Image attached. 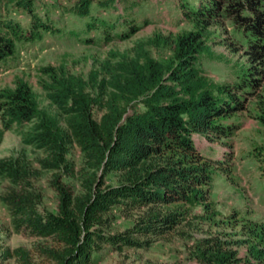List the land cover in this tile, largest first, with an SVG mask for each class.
Wrapping results in <instances>:
<instances>
[{
  "label": "trees",
  "instance_id": "trees-1",
  "mask_svg": "<svg viewBox=\"0 0 264 264\" xmlns=\"http://www.w3.org/2000/svg\"><path fill=\"white\" fill-rule=\"evenodd\" d=\"M125 3L130 9L136 5L134 0H71L57 8L71 19L85 20L84 34L101 30L110 37L112 27L97 23L94 8L112 12ZM9 7L24 12L28 22L15 19ZM182 8L193 29L172 39L156 36L145 44L170 46L168 62L157 61L140 45L132 57L103 63L101 79L95 73L85 80L42 67L39 85L55 113L39 107L22 79L0 91L2 129L44 154L38 169L20 159L0 160V181L8 185L0 201L9 230L40 241L31 250H4L2 261L93 264L94 254L104 247L116 252L148 248L152 239L168 234L196 209L200 215L193 217L216 225L219 214L209 201L216 164L199 153L193 136L213 140L231 134L232 125L224 122L243 109L236 93L251 95L258 87L254 73L255 64L264 60V0H199L194 8ZM221 18L239 30L251 63L234 86L214 83L200 66L202 57H213L207 31ZM127 28L129 33L136 29L133 24ZM60 31L39 16L35 0H0V64L15 55L17 45ZM259 121L264 127L263 114ZM73 147L84 158L79 194L59 173L74 175L68 159ZM40 172H58L49 182L57 194L56 213L40 207L41 194L32 182ZM110 174L117 177L114 186L105 185ZM113 210L142 213L131 228L111 234L106 229ZM243 230L245 240L230 242L216 235L197 241L185 264H264V224L251 223ZM240 246H246L245 257L238 254Z\"/></svg>",
  "mask_w": 264,
  "mask_h": 264
},
{
  "label": "rangeland",
  "instance_id": "rangeland-1",
  "mask_svg": "<svg viewBox=\"0 0 264 264\" xmlns=\"http://www.w3.org/2000/svg\"><path fill=\"white\" fill-rule=\"evenodd\" d=\"M134 1L136 5L132 9L128 8V3L117 5V10L112 12L94 8L97 23L104 21L112 27L108 33L110 37H106L101 30H90L84 34L85 20L76 21L62 14L57 7L67 5L71 0H35L39 16L54 22L61 31L44 33L41 41L17 45L15 55L0 64V91L13 88L15 81L22 79L35 93L39 107L55 113L39 85V69L42 67L50 66L85 80L95 73L101 79L104 76L103 63H115L122 56L132 57L140 45L146 46L157 61H170V46L145 44L156 36L172 39L193 29L192 23L184 17L185 9L182 6L194 8L198 6L199 0ZM9 11L23 25L28 22L24 12L13 7H9ZM129 24L136 28L132 33L127 28ZM72 32L79 36L75 37ZM123 33L128 35L121 38ZM207 36L213 57L200 59L204 75L216 84L234 86L251 66L246 55L245 39L226 18L213 22ZM255 67L258 71L254 73L258 87L252 88L251 95L236 93L242 99L243 109L224 122L232 125V133L213 140L193 136L199 153L216 164L213 166V184L209 195V201L219 214L215 219L216 225L193 217L200 215V210L196 209L168 234L152 239L148 248L116 252L104 247L94 254L93 264H185L197 241L216 235L230 242L245 240L248 237L244 233V225L264 224V127L259 121V116L264 115L260 110L264 105V60L255 64ZM43 157L42 151L23 145L14 132L4 131L0 121V160L20 159L38 169V161ZM68 159L73 164L74 175L68 176L60 171V178L75 194H79V172L84 158L73 147ZM57 173L40 172L32 180L41 194L40 207L51 213L57 212V194L50 188L49 182ZM116 184L117 177L114 174L106 177L105 185ZM7 188L8 185L0 181V195ZM141 213L135 211L123 215L113 210L109 213L112 222L106 231L111 234L126 231L135 224ZM36 242L40 241L25 239L10 232L7 210L0 201V258L4 250L11 251L19 247L31 250ZM237 251L240 257L246 256V246L237 247ZM37 263L51 264L39 260ZM0 264L18 263L14 259H0Z\"/></svg>",
  "mask_w": 264,
  "mask_h": 264
}]
</instances>
